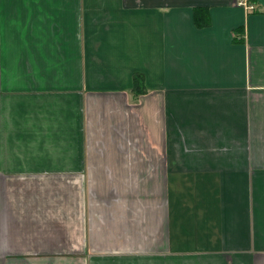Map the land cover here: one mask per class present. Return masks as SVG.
Here are the masks:
<instances>
[{
	"label": "crops",
	"instance_id": "0c3cea01",
	"mask_svg": "<svg viewBox=\"0 0 264 264\" xmlns=\"http://www.w3.org/2000/svg\"><path fill=\"white\" fill-rule=\"evenodd\" d=\"M246 3L0 0V264H264Z\"/></svg>",
	"mask_w": 264,
	"mask_h": 264
},
{
	"label": "trees",
	"instance_id": "16d2710c",
	"mask_svg": "<svg viewBox=\"0 0 264 264\" xmlns=\"http://www.w3.org/2000/svg\"><path fill=\"white\" fill-rule=\"evenodd\" d=\"M133 89L134 91H139L143 92L145 91L144 88V81H143V76L140 74H134L133 75Z\"/></svg>",
	"mask_w": 264,
	"mask_h": 264
},
{
	"label": "rangeland",
	"instance_id": "374dc122",
	"mask_svg": "<svg viewBox=\"0 0 264 264\" xmlns=\"http://www.w3.org/2000/svg\"><path fill=\"white\" fill-rule=\"evenodd\" d=\"M247 1V0H246ZM237 4V2H236ZM239 5V4H237ZM243 6V5H242ZM108 254H112V253H108ZM111 257V256H110ZM110 257H109V260L108 261H99V260H95L94 261V264H116V261L115 260H110ZM113 259H116V257H114ZM117 260V259H116ZM123 262V261H122ZM121 263V262H119Z\"/></svg>",
	"mask_w": 264,
	"mask_h": 264
},
{
	"label": "built area",
	"instance_id": "2783aa9c",
	"mask_svg": "<svg viewBox=\"0 0 264 264\" xmlns=\"http://www.w3.org/2000/svg\"><path fill=\"white\" fill-rule=\"evenodd\" d=\"M236 2H237V4H239V5H243L244 7H247L248 9H252V8H253L252 5H248V4L246 3V0H236Z\"/></svg>",
	"mask_w": 264,
	"mask_h": 264
}]
</instances>
